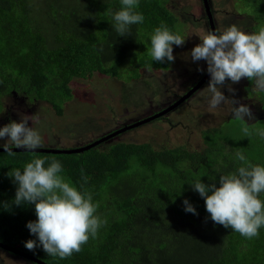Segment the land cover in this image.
<instances>
[{
	"label": "trees",
	"instance_id": "obj_1",
	"mask_svg": "<svg viewBox=\"0 0 264 264\" xmlns=\"http://www.w3.org/2000/svg\"><path fill=\"white\" fill-rule=\"evenodd\" d=\"M246 1L244 15L264 27V0ZM167 6L166 0H139L136 11L143 23L119 37L107 10L118 11L120 0H0V115L8 96L23 95L48 103L61 117L74 98L75 79L128 74L136 80L141 68L169 71L171 62H155L147 51L161 24L182 33ZM261 98L264 111V92ZM249 126L251 135L239 140L226 139L220 127L204 131L201 152L157 150L150 143L99 146L73 155L0 152V242L46 264H264V226L247 239L214 223L191 186L200 180L219 187V176L240 166L238 148L251 163L264 166V138L256 135V129H264V116ZM36 157L45 159V167L58 160L60 175L90 192L99 206L96 214L107 220L96 238L66 259L48 256L42 247L25 248L26 241L36 239L26 227L37 219L35 206L11 203L18 185L8 173L22 171ZM185 199L198 215L184 210Z\"/></svg>",
	"mask_w": 264,
	"mask_h": 264
},
{
	"label": "rangeland",
	"instance_id": "obj_2",
	"mask_svg": "<svg viewBox=\"0 0 264 264\" xmlns=\"http://www.w3.org/2000/svg\"><path fill=\"white\" fill-rule=\"evenodd\" d=\"M166 1L167 7L179 19L181 36L185 39L183 46L173 45L175 61L171 62L169 71L141 68L138 70L140 78L136 80L129 79L131 76L128 74H124L123 79L101 74H94L91 79H75L71 85L74 98L65 104V112L61 117L46 102H33L23 95L8 96L0 115V128L12 121L21 122L25 116H34L28 126L40 133L42 142L39 148L74 150L152 117L174 104L207 73V63L193 62L190 52L201 43L200 38L211 28L203 0ZM208 1L216 29L221 32L233 24L246 33L261 28L252 17L244 15L249 12L248 1ZM136 65L139 66V63L136 62ZM199 68L204 71H198ZM209 81L171 113L126 131L100 145V149L119 143H150L157 150L179 148L201 152L205 149L202 133L219 127L226 139L245 138L242 129L250 127L249 124L256 123L264 116L262 92H253V83L247 78L231 85L235 89L234 94L228 91L231 81L221 89L228 99H236L250 107L255 119L246 117L248 124L245 125L243 121L233 118L234 105L230 100L215 109L209 107L210 94L204 90ZM235 107H239V104ZM4 144L8 148H16L10 141L0 140V148ZM176 248L179 249V246ZM0 264L32 263L0 249Z\"/></svg>",
	"mask_w": 264,
	"mask_h": 264
},
{
	"label": "clouds",
	"instance_id": "obj_3",
	"mask_svg": "<svg viewBox=\"0 0 264 264\" xmlns=\"http://www.w3.org/2000/svg\"><path fill=\"white\" fill-rule=\"evenodd\" d=\"M121 7L108 13L114 21L113 28L119 37L131 35L133 25L142 24L144 16L136 11L139 0H120ZM191 52L193 62L205 61L210 76L208 86L204 89L210 94L208 104L215 109L222 103L234 105L233 118L243 121L254 120L250 107L236 99H228L222 92L228 81V91L235 93L232 84L247 78L253 83V92H264V27L257 32L246 33L235 24L226 27L222 32L209 30ZM185 39L174 34L165 24L154 29L151 36V47L148 54L155 62L161 64L174 62L173 45L183 46ZM198 71L203 72V68ZM239 107H235L238 105ZM34 116H25L21 122L12 121L0 128V140L10 141L17 148L33 151L41 146L42 137L33 127L28 126ZM245 135H251L249 127L243 129ZM256 135L264 138V129H256ZM9 155L13 153L8 145H2ZM235 158L240 166L235 171L219 176V187L215 182L203 183L200 180L191 184L205 201L207 213L211 220L231 228L233 232L252 239L259 235L264 226V166L251 163L243 149L235 150ZM45 159L36 157L27 163L23 170L12 169L8 176L18 185L12 205H34L37 219L26 225L30 239L24 246L29 251L42 247L51 257L66 259L79 253L82 245L90 238H96L99 229L107 220L96 214L98 204L93 203L90 192L79 191L60 175L61 163L53 158L45 167ZM215 181V180H213ZM83 187V186H81ZM184 210L198 215L196 208L185 199ZM9 205H5L7 207Z\"/></svg>",
	"mask_w": 264,
	"mask_h": 264
},
{
	"label": "water",
	"instance_id": "obj_4",
	"mask_svg": "<svg viewBox=\"0 0 264 264\" xmlns=\"http://www.w3.org/2000/svg\"><path fill=\"white\" fill-rule=\"evenodd\" d=\"M203 3H204V8H205V11H206V15H207V18H208V21H209V24H210V28L211 30L215 31L216 30V26H215V22H214V19H213V15H212V12H211V7H210V4H209V1L208 0H203ZM210 80V76L208 73H206L204 75V77L195 85L193 86L184 96H182L179 100H177L174 104H172L171 106H169L168 108L164 109L163 111H161L160 113L152 116V117H149L147 119H144L140 122H137V123H134L130 126H127V127H124L118 131H115L114 133L90 144V145H87L85 147H81V148H78V149H74V150H53V149H42V148H37L33 151H29V150H26L24 148H8L12 153H20V152H28V153H42V154H52V155H73V154H82V153H85L87 151H90L94 148H97L98 146L108 142L109 140L125 133L126 131H129V130H132V129H135L137 127H140L144 124H147L153 120H156L158 118H161L169 113H171L172 111H174L175 109H177L179 106H181L183 103H185L188 99H190L198 90H200L204 84H206L208 81ZM0 152H8L6 150H4V148H0ZM0 249L6 251V252H10L16 256H19V257H22L28 261H31L35 264H46L45 262L39 260V259H36L35 257L31 256L29 253L25 252V251H22L18 248H14V247H10L8 245H5L3 243L0 242Z\"/></svg>",
	"mask_w": 264,
	"mask_h": 264
}]
</instances>
